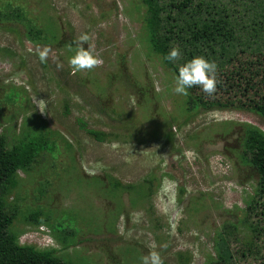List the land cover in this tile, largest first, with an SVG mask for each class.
Listing matches in <instances>:
<instances>
[{
	"label": "rangeland",
	"instance_id": "obj_1",
	"mask_svg": "<svg viewBox=\"0 0 264 264\" xmlns=\"http://www.w3.org/2000/svg\"><path fill=\"white\" fill-rule=\"evenodd\" d=\"M250 15L238 49L264 51ZM146 17L141 0H0V134L10 149L46 142L0 191L10 232L63 264H142L151 251L163 264H211L229 224L231 264H264V210L247 218L251 203L264 204V184L244 156L247 127L264 132L247 109L264 97V64L249 57L239 90L227 83L230 95H210L235 107L189 111L147 44ZM82 33L101 62L74 71L68 58ZM35 96L47 101L43 115ZM79 120L110 139L96 141Z\"/></svg>",
	"mask_w": 264,
	"mask_h": 264
},
{
	"label": "trees",
	"instance_id": "obj_2",
	"mask_svg": "<svg viewBox=\"0 0 264 264\" xmlns=\"http://www.w3.org/2000/svg\"><path fill=\"white\" fill-rule=\"evenodd\" d=\"M147 10L146 40L152 52L159 55L163 64L176 75L179 65L194 56H204L217 65L216 78L219 81L216 90L230 95V89L241 88L242 73L250 72L253 62L248 58L257 59L258 65L264 64V51L238 49L242 39V30L246 28L245 17L249 16L253 26L264 22V0H141ZM255 19L259 20L256 21ZM26 12L21 9V23L26 24L27 35H34V27ZM252 26V27H253ZM252 31V30H251ZM43 33V32H42ZM33 41L39 39L33 38ZM180 50L181 55L174 62L164 60V55L172 48ZM262 67V66H261ZM258 70V69H257ZM223 78V80L221 79ZM229 90L224 91V85ZM198 86L188 90L186 106L192 111L201 108H231L234 103L220 100L215 95L203 92L198 94ZM247 92V88L244 93ZM241 104V103H239ZM237 105L242 108L244 105ZM247 109L264 118V97L250 100ZM80 128L100 143L110 139V135L101 131L88 129L87 124L78 121ZM25 140L20 146L10 149L6 139L0 134V191L6 186L15 184L18 170H26L39 154L44 138ZM244 156L260 175L264 184V132L254 127L245 131ZM1 200V199H0ZM252 209V210H251ZM251 210V211H250ZM264 204L253 203L247 210V218L262 215ZM13 217L6 213L5 205L0 201V264H63L54 255V250H38L31 246H22L19 238L10 232ZM41 223V222H40ZM253 225V224H252ZM254 230V229H253ZM237 227L226 224L217 236L215 248L218 260L211 264H231L232 253L229 237L234 236Z\"/></svg>",
	"mask_w": 264,
	"mask_h": 264
},
{
	"label": "clouds",
	"instance_id": "obj_3",
	"mask_svg": "<svg viewBox=\"0 0 264 264\" xmlns=\"http://www.w3.org/2000/svg\"><path fill=\"white\" fill-rule=\"evenodd\" d=\"M90 37L87 33H82L76 40V47L73 55L68 58V64L74 71L92 70L100 64L99 57L95 54L93 45L89 43ZM84 45H87L85 47ZM39 59L43 63L46 59L47 49L39 52ZM181 55L178 48L172 47L165 55L164 60L174 62ZM217 65L214 61L206 59L204 56H194L182 65H179L174 76L175 86L173 93L177 95H187L188 90L198 86L204 93L212 95L216 91ZM35 111L45 114L47 101L33 97ZM96 168L103 165L97 162ZM142 264H163L158 252L151 251L148 256L141 258Z\"/></svg>",
	"mask_w": 264,
	"mask_h": 264
}]
</instances>
